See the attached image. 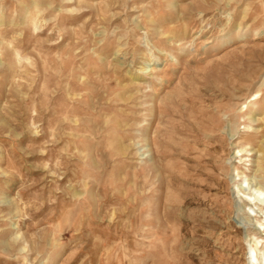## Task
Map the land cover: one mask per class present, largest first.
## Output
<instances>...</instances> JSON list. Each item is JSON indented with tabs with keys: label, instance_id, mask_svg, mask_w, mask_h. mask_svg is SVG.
I'll return each mask as SVG.
<instances>
[{
	"label": "rangeland",
	"instance_id": "rangeland-1",
	"mask_svg": "<svg viewBox=\"0 0 264 264\" xmlns=\"http://www.w3.org/2000/svg\"><path fill=\"white\" fill-rule=\"evenodd\" d=\"M0 264H264V0H0Z\"/></svg>",
	"mask_w": 264,
	"mask_h": 264
}]
</instances>
